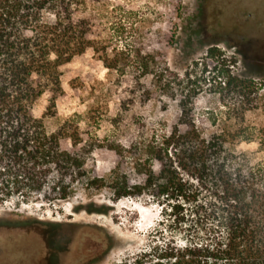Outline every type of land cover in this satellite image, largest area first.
Listing matches in <instances>:
<instances>
[{"label":"trees","instance_id":"obj_1","mask_svg":"<svg viewBox=\"0 0 264 264\" xmlns=\"http://www.w3.org/2000/svg\"><path fill=\"white\" fill-rule=\"evenodd\" d=\"M87 12V0H0V204H55L83 195L93 213L103 192L115 201L148 196L175 214L191 203L205 233L183 242L161 243L156 236L134 264H264V125L244 127V113L264 107L262 84L229 75L225 88L243 99L242 121L224 128L212 121L218 130L208 135L191 117L193 105L184 104L176 125L142 141L124 144L94 133L85 139L73 119L52 132L45 120L57 115L64 92L60 69L88 49L120 76L132 104L135 97L147 100L142 80L153 58L141 36L120 31L121 21L137 13L114 7L112 31L94 39L100 18ZM48 92L52 98L38 118L35 107ZM120 102L125 110L123 96ZM63 139L73 151L63 149ZM243 142H257V151L238 152ZM103 148L115 152L118 163L100 176L95 154Z\"/></svg>","mask_w":264,"mask_h":264},{"label":"rangeland","instance_id":"obj_2","mask_svg":"<svg viewBox=\"0 0 264 264\" xmlns=\"http://www.w3.org/2000/svg\"><path fill=\"white\" fill-rule=\"evenodd\" d=\"M87 1V15L100 18L94 39L112 31L114 7L137 13L136 19L119 26L127 38L141 36L144 51L153 58L150 74L142 80L147 100L135 97L132 104L120 76L88 49L60 69L64 92L56 100L57 115L45 120L48 130L55 132L73 119L85 139L94 133L102 140L110 137L127 144L168 132L177 124L180 104L193 105L191 117L207 135L218 130L211 125L215 120L222 128L235 127L242 121L243 99L225 88L229 75L262 84L264 101V0ZM120 96L127 102L125 110ZM51 98L49 92L41 97L36 117L43 116ZM257 105L255 100L252 109ZM244 117V127H260L264 107L248 110ZM61 144L74 150L70 139ZM257 149V142L236 146L238 152ZM95 159L100 176L118 163L115 152L107 148L97 150ZM94 201L100 207L93 213L83 195L55 204H0V264H134L156 236L161 243L183 242L205 233L206 225L198 221L191 203L175 214L148 196L115 201L103 192Z\"/></svg>","mask_w":264,"mask_h":264}]
</instances>
